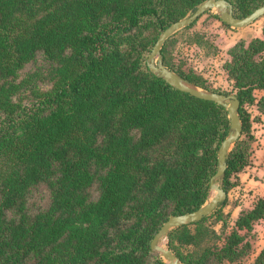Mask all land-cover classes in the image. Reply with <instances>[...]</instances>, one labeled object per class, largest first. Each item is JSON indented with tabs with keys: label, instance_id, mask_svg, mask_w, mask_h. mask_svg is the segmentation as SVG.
Wrapping results in <instances>:
<instances>
[{
	"label": "trees",
	"instance_id": "trees-1",
	"mask_svg": "<svg viewBox=\"0 0 264 264\" xmlns=\"http://www.w3.org/2000/svg\"><path fill=\"white\" fill-rule=\"evenodd\" d=\"M203 1L0 0V264H168L151 241L171 215L210 197L230 120L222 105L153 73L148 56L162 31ZM229 1L238 17L264 4ZM203 17L182 31L218 53L216 23L229 25ZM175 37L164 45L165 65L228 93L179 54ZM224 68L243 121L222 179L229 192L252 163L248 106L264 113V28L233 44ZM41 187L46 204L36 200ZM227 202L170 231L183 264L249 263L264 196L234 223ZM250 264H264V249Z\"/></svg>",
	"mask_w": 264,
	"mask_h": 264
},
{
	"label": "water",
	"instance_id": "water-1",
	"mask_svg": "<svg viewBox=\"0 0 264 264\" xmlns=\"http://www.w3.org/2000/svg\"><path fill=\"white\" fill-rule=\"evenodd\" d=\"M212 9H216L219 12L220 19L224 23L234 28L246 27L264 16V4L257 7L248 15L238 17L234 13L233 3L229 0H204L191 13L165 28L157 38L148 56V67L153 73L164 78L169 84L182 91L222 105L227 109L230 120V132L219 147L217 169L211 177L210 197L204 205L196 210L171 215L156 232L151 241L152 250L159 253L168 264H183L180 257L170 248L169 244L164 243L170 231L173 228L202 220L213 213L222 202L227 200L228 193L222 185V179L228 167L227 159L230 151L243 132V121L240 114L241 100L237 94L203 89L166 66L164 62L163 48L167 40L178 31L198 21L208 10Z\"/></svg>",
	"mask_w": 264,
	"mask_h": 264
},
{
	"label": "rangeland",
	"instance_id": "rangeland-1",
	"mask_svg": "<svg viewBox=\"0 0 264 264\" xmlns=\"http://www.w3.org/2000/svg\"><path fill=\"white\" fill-rule=\"evenodd\" d=\"M208 14H219V12L216 9L208 10ZM204 17L200 19L199 24H203ZM217 30L220 33V36L217 37L218 40H221V45L222 48L218 53H210L208 54L205 52V50L201 49V47L193 44L189 38V33L187 30H180L178 31L175 35L178 38L177 41H175V45L177 46V43L180 41V46L177 48L179 49L180 53L184 55L186 58H188L193 64L197 67L199 72H201L213 85V88L218 89L219 91H225L230 94H236V91L233 90V86L231 81L229 80L228 73L224 68V64L226 62L227 56H228V49L239 39L241 38H247L251 37L256 32H260L262 29V25H264V16L260 17L257 19L255 22L252 24L243 27V28H234L231 26H224L220 21H217ZM220 25V26H219ZM262 32V30H261ZM175 37V38H176ZM176 50V48H175ZM206 89V88H203ZM209 90V89H207ZM213 91V90H211ZM250 110L253 109L252 106H248ZM253 111V115H255ZM254 118V119H253ZM253 119V126H254V132L258 136L261 137L263 140L264 137V131L263 128L260 127L259 123L257 122V119L255 117H252ZM36 200L39 202L41 199L44 204H46L47 199H46V193H44V189L41 187L37 193H36ZM215 221L216 223V218L211 217L208 222ZM216 228L218 232L222 231V223H216ZM252 238V249L257 247V249L264 244V239L260 238L256 239V234L257 233H251ZM254 242V243H253ZM164 243L169 244L168 238L164 240ZM244 264H248L245 262Z\"/></svg>",
	"mask_w": 264,
	"mask_h": 264
},
{
	"label": "crops",
	"instance_id": "crops-1",
	"mask_svg": "<svg viewBox=\"0 0 264 264\" xmlns=\"http://www.w3.org/2000/svg\"><path fill=\"white\" fill-rule=\"evenodd\" d=\"M261 28L262 32L260 30V32H256L253 36L247 38L245 37L244 39L250 40L254 37H263L264 25H262ZM262 94V90H256L257 96L260 97ZM252 107L253 109L250 110L252 112V116L257 119V122L264 131V113L259 111L256 104H253ZM253 111L256 113L255 115H253ZM254 134L256 136V141L254 142L252 163L232 177V180L237 184L234 185L229 192H227L228 202L225 206V211H231L232 223H234V221L238 218L242 207L252 206L259 197L264 196V137L262 140L256 132H254ZM252 232L257 233L256 239L260 238V235L261 238L264 239V220L255 224ZM263 249L264 244L258 249L255 247L248 264L254 261Z\"/></svg>",
	"mask_w": 264,
	"mask_h": 264
}]
</instances>
